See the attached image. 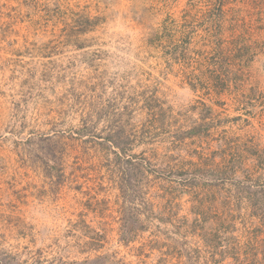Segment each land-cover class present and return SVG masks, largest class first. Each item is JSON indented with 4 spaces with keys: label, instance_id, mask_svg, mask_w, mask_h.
I'll return each instance as SVG.
<instances>
[{
    "label": "rangeland",
    "instance_id": "1",
    "mask_svg": "<svg viewBox=\"0 0 264 264\" xmlns=\"http://www.w3.org/2000/svg\"><path fill=\"white\" fill-rule=\"evenodd\" d=\"M0 264H264V0H0Z\"/></svg>",
    "mask_w": 264,
    "mask_h": 264
}]
</instances>
